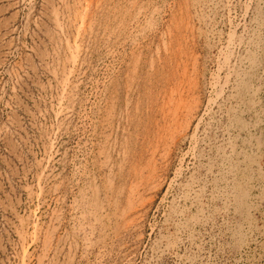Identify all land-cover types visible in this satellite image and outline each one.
Masks as SVG:
<instances>
[{
    "label": "rangeland",
    "instance_id": "1",
    "mask_svg": "<svg viewBox=\"0 0 264 264\" xmlns=\"http://www.w3.org/2000/svg\"><path fill=\"white\" fill-rule=\"evenodd\" d=\"M96 1L0 0V264H264V0Z\"/></svg>",
    "mask_w": 264,
    "mask_h": 264
},
{
    "label": "bare ground",
    "instance_id": "2",
    "mask_svg": "<svg viewBox=\"0 0 264 264\" xmlns=\"http://www.w3.org/2000/svg\"><path fill=\"white\" fill-rule=\"evenodd\" d=\"M91 3L93 2V0H89ZM90 2L88 3V4H90ZM95 2H97L96 0H95ZM100 2V1H99ZM94 4V3H93ZM93 4H92V7H93ZM97 4V3H96ZM86 5V4H85ZM88 6V5H87ZM86 7V6H85ZM89 7V6H88ZM85 9H88L87 7L85 8ZM187 9V8H186ZM94 10V9H93ZM84 11H86V10H84ZM88 12V11H87ZM90 12V11H89ZM88 14V13H87ZM141 15V14H140ZM84 16H86V15H84ZM86 18H87V16H86ZM95 18V17H94ZM89 19V18H88ZM87 20V19H86ZM85 18H82L81 19V22L83 21V23H85ZM92 20V19H91ZM120 21V20H119ZM94 26V25H93ZM98 26V25H97ZM189 26V25H188ZM95 27V26H94ZM121 27V26H120ZM173 27V26H172ZM184 28V27H183ZM187 29V28H186ZM185 29V30H186ZM177 30V29H176ZM93 34V33H92ZM177 34V33H176ZM127 35V34H126ZM79 50V49H78ZM76 51V50H75ZM72 59V58H71ZM76 60V59H75ZM78 60V59H77ZM241 61V60H240ZM76 61H74V63H75ZM252 81V80H251ZM190 82V81H189ZM244 83V82H243ZM171 87V86H170ZM250 90V89H249ZM173 93V92H172ZM222 93V92H221ZM184 94H180L179 92L178 93H176V94H174L171 98H170V100H169V102H168V110H165V119L166 120H168L167 121V123L168 122H170V124H172L173 122H174V120L179 116V113H180V111H181V109H182V107L184 108V104H183V102H184ZM193 112V111H192ZM191 112V113H192ZM190 113V114H191ZM193 118V117H192ZM190 120V119H189ZM191 122V121H190ZM192 124V123H191ZM167 125H169V124H167ZM171 126V125H170ZM175 126V125H174ZM177 126V125H176ZM165 127H166V125H165ZM167 129H169V128H167ZM164 133V132H163ZM161 136H159V138H160ZM161 139H162V137H161ZM172 144V143H171ZM174 146V145H173ZM154 156V155H153ZM145 157V156H144ZM153 159V158H152ZM152 162H153V160H152ZM150 163V161H149V163H150V165L151 164H154V163ZM153 166V165H152ZM150 167V166H149ZM155 166H153L152 168H154ZM139 168V167H138ZM151 168V167H150ZM152 168H151V170H152ZM146 169V168H145ZM147 170V169H146ZM154 171H155V173L154 174H157L156 173V170L155 169H153ZM144 171V170H143ZM158 171V170H157ZM142 172V171H141ZM140 172V173H141ZM150 172V171H149ZM137 173V172H136ZM135 173V174H136ZM144 173V172H143ZM148 173V172H147ZM138 174V173H137ZM145 174V173H144ZM143 174V175H144ZM139 175V174H138ZM137 175V176H138ZM148 175V174H147ZM150 175V174H149ZM154 176V175H153ZM152 176V177H153ZM140 178L141 177H137V181L138 180H140ZM145 178V177H144ZM150 178H151V176H150ZM149 178V179H150ZM148 178L146 179L147 181L149 180ZM145 180V181H146ZM132 182H133V180H132ZM144 182V181H143ZM138 183H142V181L141 182H139L138 181ZM142 184H144V183H142ZM137 186V185H136ZM133 188V187H132ZM134 189H136V188H134ZM134 189H132L130 192H132L131 194H130V198L128 197V202H130V203H132V200H133V196H135L134 195V191H136V190H134ZM148 189V188H147ZM144 190V189H143ZM142 192V191H141ZM147 195V194H146ZM127 196H128V194H127ZM141 196V195H140ZM136 197V196H135ZM135 200V199H134ZM129 203V204H130ZM132 206V205H131ZM131 210H133L131 207H129ZM136 211V210H135ZM126 212V211H125ZM131 212V211H130ZM123 214V213H122ZM126 214H127V212H126ZM131 214V213H130ZM135 215V214H134Z\"/></svg>",
    "mask_w": 264,
    "mask_h": 264
}]
</instances>
